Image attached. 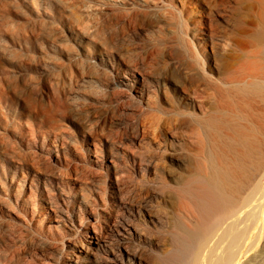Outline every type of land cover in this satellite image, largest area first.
Segmentation results:
<instances>
[{"label": "rangeland", "instance_id": "obj_1", "mask_svg": "<svg viewBox=\"0 0 264 264\" xmlns=\"http://www.w3.org/2000/svg\"><path fill=\"white\" fill-rule=\"evenodd\" d=\"M228 1L0 0V264H121L144 224L159 243L144 264H161L192 170L196 139L173 112L189 63L207 52L218 76L235 23L256 24L252 0ZM205 30L223 35L204 44Z\"/></svg>", "mask_w": 264, "mask_h": 264}, {"label": "bare ground", "instance_id": "obj_2", "mask_svg": "<svg viewBox=\"0 0 264 264\" xmlns=\"http://www.w3.org/2000/svg\"><path fill=\"white\" fill-rule=\"evenodd\" d=\"M251 2L256 24L235 23L228 28L233 32L228 48L234 53L218 64L222 69L218 76L207 52L202 60L193 58L189 63L185 81L189 106L183 111L178 105L173 112L185 115L196 139L190 151L192 170L173 187L178 212L171 231L172 250L159 258L161 264H264V190L256 183L264 164V0ZM219 14L227 22L224 6ZM203 35L204 44L213 46L223 34L205 30ZM198 92L213 97L206 109L194 102ZM162 222L159 217L150 220L153 227ZM146 225L133 231L143 244L131 253L124 251L121 264H144L143 253L152 254L159 245L146 237ZM94 239L100 241L98 233ZM260 239V249L251 254ZM105 253L107 258L101 255L96 260L115 262Z\"/></svg>", "mask_w": 264, "mask_h": 264}]
</instances>
